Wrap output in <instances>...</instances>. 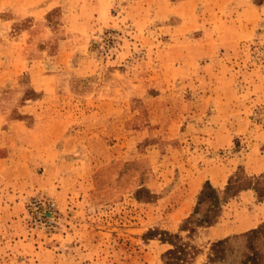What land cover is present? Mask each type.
Wrapping results in <instances>:
<instances>
[{
	"label": "rangeland",
	"instance_id": "374dc122",
	"mask_svg": "<svg viewBox=\"0 0 264 264\" xmlns=\"http://www.w3.org/2000/svg\"><path fill=\"white\" fill-rule=\"evenodd\" d=\"M0 113L33 132L0 169V264H165L148 229L205 264L247 229L178 232L201 185L264 172V0H0ZM255 197L215 224L262 223Z\"/></svg>",
	"mask_w": 264,
	"mask_h": 264
},
{
	"label": "trees",
	"instance_id": "16d2710c",
	"mask_svg": "<svg viewBox=\"0 0 264 264\" xmlns=\"http://www.w3.org/2000/svg\"><path fill=\"white\" fill-rule=\"evenodd\" d=\"M247 189L256 196V202H264V172L249 177L237 167L221 191L205 181L197 193L192 213L183 221L178 232L190 235L197 227L213 226L227 199ZM159 234L158 240L170 247L161 255L165 264H192L196 248L189 242H183L178 234L148 229L142 237L148 240ZM206 258L205 264H264V222L250 230L210 243Z\"/></svg>",
	"mask_w": 264,
	"mask_h": 264
},
{
	"label": "crops",
	"instance_id": "0c3cea01",
	"mask_svg": "<svg viewBox=\"0 0 264 264\" xmlns=\"http://www.w3.org/2000/svg\"><path fill=\"white\" fill-rule=\"evenodd\" d=\"M43 7L40 5H37L33 7V13H39L40 10ZM31 13V12H30ZM30 111L27 106H24L21 108V112ZM6 114L0 113V169H7L10 167V159L7 154V148H9L12 145H18L15 146L16 148H21L22 150H27V146L29 144V139L31 136V133H33L30 129H24L23 128V122L20 121H10L7 120L5 117ZM3 125H6V127L3 128ZM14 147V146H13ZM6 173L2 172L0 173V176H4ZM199 187V183H198ZM241 195H244V197L248 200L253 201V194L249 189L241 191ZM256 205L258 206L261 211L264 212V202H256ZM262 222V221H261ZM264 222V219H263ZM218 224V223H217ZM217 224H214L213 226L205 227V229L208 231V233L212 236H215L216 239L222 238L224 236H228V233H232L234 231H240L244 229H252L254 226H245L242 228H238L239 225L237 224L236 228H232L231 230H228L226 233H223L224 229H221L217 226Z\"/></svg>",
	"mask_w": 264,
	"mask_h": 264
},
{
	"label": "built area",
	"instance_id": "2783aa9c",
	"mask_svg": "<svg viewBox=\"0 0 264 264\" xmlns=\"http://www.w3.org/2000/svg\"><path fill=\"white\" fill-rule=\"evenodd\" d=\"M53 209H54V204H53L51 201H47V202H46V210H47V211H49V210L51 211V210H53ZM45 213H46V212L44 211L43 214L45 215Z\"/></svg>",
	"mask_w": 264,
	"mask_h": 264
}]
</instances>
